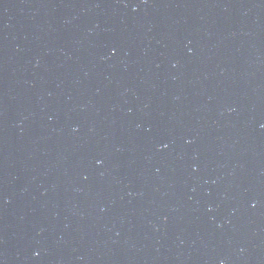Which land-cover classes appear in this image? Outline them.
<instances>
[{
    "label": "water",
    "instance_id": "water-1",
    "mask_svg": "<svg viewBox=\"0 0 264 264\" xmlns=\"http://www.w3.org/2000/svg\"><path fill=\"white\" fill-rule=\"evenodd\" d=\"M0 264H264V0H0Z\"/></svg>",
    "mask_w": 264,
    "mask_h": 264
}]
</instances>
